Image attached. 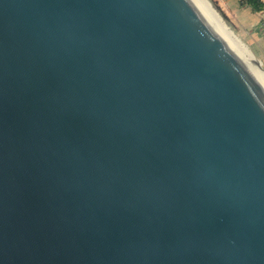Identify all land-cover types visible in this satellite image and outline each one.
<instances>
[{"label":"water","instance_id":"water-1","mask_svg":"<svg viewBox=\"0 0 264 264\" xmlns=\"http://www.w3.org/2000/svg\"><path fill=\"white\" fill-rule=\"evenodd\" d=\"M0 264H264V88L196 0H0Z\"/></svg>","mask_w":264,"mask_h":264},{"label":"rangeland","instance_id":"rangeland-1","mask_svg":"<svg viewBox=\"0 0 264 264\" xmlns=\"http://www.w3.org/2000/svg\"><path fill=\"white\" fill-rule=\"evenodd\" d=\"M207 1L229 32L253 53L264 71V13H244L237 0Z\"/></svg>","mask_w":264,"mask_h":264},{"label":"bare ground","instance_id":"bare-ground-1","mask_svg":"<svg viewBox=\"0 0 264 264\" xmlns=\"http://www.w3.org/2000/svg\"><path fill=\"white\" fill-rule=\"evenodd\" d=\"M196 1L205 11V13L210 17V19L222 31V33L226 36V38L230 41L237 55L247 64V66L251 69L253 74L256 76V78L264 88V71L258 65V62L254 57L253 53L235 35L229 32L226 26L222 23L217 13L209 5L207 0H196Z\"/></svg>","mask_w":264,"mask_h":264},{"label":"trees","instance_id":"trees-1","mask_svg":"<svg viewBox=\"0 0 264 264\" xmlns=\"http://www.w3.org/2000/svg\"><path fill=\"white\" fill-rule=\"evenodd\" d=\"M240 6L249 7L253 12L259 13L264 11L263 0H240Z\"/></svg>","mask_w":264,"mask_h":264},{"label":"crops","instance_id":"crops-1","mask_svg":"<svg viewBox=\"0 0 264 264\" xmlns=\"http://www.w3.org/2000/svg\"><path fill=\"white\" fill-rule=\"evenodd\" d=\"M239 5V4H238ZM240 6V5H239ZM240 8H242L243 9V11H244V13H247L248 11L250 12V13H255V14H258V13H256V12H253L249 7H244V6H240ZM253 17V16H252Z\"/></svg>","mask_w":264,"mask_h":264},{"label":"built area","instance_id":"built-area-1","mask_svg":"<svg viewBox=\"0 0 264 264\" xmlns=\"http://www.w3.org/2000/svg\"><path fill=\"white\" fill-rule=\"evenodd\" d=\"M238 2L240 1V0H237ZM264 1V0H263ZM259 13H264V11L263 12H259Z\"/></svg>","mask_w":264,"mask_h":264}]
</instances>
